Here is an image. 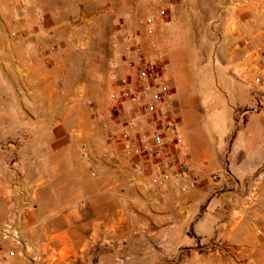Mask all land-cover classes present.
Instances as JSON below:
<instances>
[{
	"label": "crops",
	"instance_id": "1",
	"mask_svg": "<svg viewBox=\"0 0 264 264\" xmlns=\"http://www.w3.org/2000/svg\"><path fill=\"white\" fill-rule=\"evenodd\" d=\"M3 1L21 20H0V227L23 244L0 234V264H264V0H85L65 22ZM135 43L167 63L200 175L186 192L116 165L93 110Z\"/></svg>",
	"mask_w": 264,
	"mask_h": 264
},
{
	"label": "built area",
	"instance_id": "2",
	"mask_svg": "<svg viewBox=\"0 0 264 264\" xmlns=\"http://www.w3.org/2000/svg\"><path fill=\"white\" fill-rule=\"evenodd\" d=\"M5 1L23 4L24 0ZM169 16L168 8L160 9L157 15H150L146 19L149 34H153L159 19L167 20ZM13 19L20 21L21 15L15 14ZM39 24L40 28L45 27L42 16ZM47 36L51 37V34ZM48 51L55 52L56 46L51 45ZM124 62L121 75L115 70L110 72L116 88L110 95V104L106 108L93 105L97 117H106L103 128L116 147L112 154L116 165L139 174L149 170L150 183L156 187L186 182L181 186L186 192L200 181V175L193 169L185 149L173 102V88L167 78V63L146 55L139 43L127 49ZM256 81L260 83L261 79ZM83 153L91 159L87 145L83 146ZM110 158L103 155V159ZM257 211L264 214V203L257 207ZM257 233L264 239V225L258 228ZM0 234L7 242L17 246L23 244L20 230L14 222L1 226Z\"/></svg>",
	"mask_w": 264,
	"mask_h": 264
},
{
	"label": "rangeland",
	"instance_id": "3",
	"mask_svg": "<svg viewBox=\"0 0 264 264\" xmlns=\"http://www.w3.org/2000/svg\"><path fill=\"white\" fill-rule=\"evenodd\" d=\"M40 1L46 7L47 11L48 10L52 11L53 9H55L54 7L61 9V14H62L61 19L65 22V21H69V20L73 19L75 16L78 15V13H73V12H70L69 10L76 8L79 4L82 3V1H85V0H40ZM7 5L8 4L5 3L3 0H0V20H1V22H4V23H6V21L11 20L13 14L15 15V9L13 11H11V9H13L12 6H10L9 8H6ZM9 5H11V4H9ZM174 65L175 64L173 63V66ZM192 72L195 76V73L197 72V70L193 68ZM176 109L178 110L177 107H176ZM177 113H178V111H177ZM178 119L180 121V126H181V116H179V113H178ZM199 249H200L199 250L200 254H207V253L214 252L216 250V246L213 244L207 248L200 247ZM185 255L189 256L190 254L187 253ZM193 261H199V259H196V260L194 259ZM118 263L119 264H128L129 261H125V262L120 261Z\"/></svg>",
	"mask_w": 264,
	"mask_h": 264
}]
</instances>
